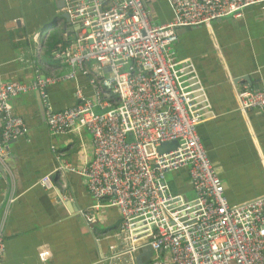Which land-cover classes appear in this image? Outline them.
Instances as JSON below:
<instances>
[{
  "label": "built area",
  "instance_id": "obj_1",
  "mask_svg": "<svg viewBox=\"0 0 264 264\" xmlns=\"http://www.w3.org/2000/svg\"><path fill=\"white\" fill-rule=\"evenodd\" d=\"M168 2L174 19L155 24L143 0H65L63 10L77 26L76 38L53 54L68 70L42 75L35 66L29 83H0V164L8 143L27 133L9 100L36 91L51 134L86 130L91 135L93 157L77 173L94 198L91 208L115 207L120 213L109 260H126L149 247L151 264H264V195L238 204L227 201L197 132L206 117L203 87L192 61L178 60L173 51L179 28L239 18L264 0ZM78 73L87 77L92 97L76 86L77 104L55 110L48 86L76 80ZM236 102L241 112L264 113V87L243 85ZM166 142L177 146L159 152ZM182 168L189 173L191 198L174 193L167 181V173ZM39 184L54 188L51 174ZM14 200L10 194L1 213L0 256ZM82 215L88 224L96 221L92 210ZM49 255L46 245L38 248L41 262Z\"/></svg>",
  "mask_w": 264,
  "mask_h": 264
},
{
  "label": "crops",
  "instance_id": "obj_2",
  "mask_svg": "<svg viewBox=\"0 0 264 264\" xmlns=\"http://www.w3.org/2000/svg\"><path fill=\"white\" fill-rule=\"evenodd\" d=\"M62 1L0 0V83H29L35 66L42 75L68 70L53 54L59 45L72 44L77 33V26L62 17ZM143 2L152 23L174 19L168 0ZM173 51L178 60L192 61L203 87L206 117L197 132L227 201L238 204L264 195V113L241 112L236 102L243 85L264 87V4L247 7L239 18L179 29ZM76 86L92 97L81 73L76 80L48 86L55 110L77 104ZM9 101L27 133L8 143L5 163L0 164V219L8 196L15 198L6 220L0 264H151L154 252L149 247L126 260L108 258L110 246L117 243L120 213L115 207L91 208L94 198L77 173L93 157L91 135L86 130L51 134L36 91ZM1 127L0 121V131ZM47 174L54 188L39 184ZM171 182L174 193L192 197L187 169L173 172ZM91 210L96 221L88 224L82 212ZM41 245L50 251L45 262L37 256ZM164 256L169 261V255Z\"/></svg>",
  "mask_w": 264,
  "mask_h": 264
},
{
  "label": "water",
  "instance_id": "obj_3",
  "mask_svg": "<svg viewBox=\"0 0 264 264\" xmlns=\"http://www.w3.org/2000/svg\"><path fill=\"white\" fill-rule=\"evenodd\" d=\"M62 5H61V7H59V8H64V5H65V2L64 1H62ZM62 17L63 18H65L66 19V21H69V18H68V15L64 12L63 14H62ZM188 28H191V27H184V29H188ZM179 29H181V28H179ZM178 29V30H179ZM178 30H177V33H178ZM177 146V143L176 142H166V143H163L159 148H158V151L159 152H162V151H169L170 149H172V148H174V147H176Z\"/></svg>",
  "mask_w": 264,
  "mask_h": 264
},
{
  "label": "rangeland",
  "instance_id": "obj_4",
  "mask_svg": "<svg viewBox=\"0 0 264 264\" xmlns=\"http://www.w3.org/2000/svg\"><path fill=\"white\" fill-rule=\"evenodd\" d=\"M172 175H173V172H169V173L166 174V177H167V181H168V183L171 182V180H172ZM171 185H172V182H171Z\"/></svg>",
  "mask_w": 264,
  "mask_h": 264
}]
</instances>
